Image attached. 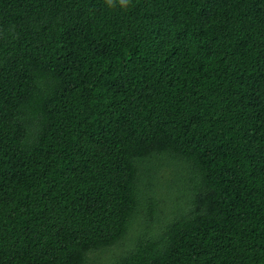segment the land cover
I'll use <instances>...</instances> for the list:
<instances>
[{
    "label": "trees",
    "instance_id": "1",
    "mask_svg": "<svg viewBox=\"0 0 264 264\" xmlns=\"http://www.w3.org/2000/svg\"><path fill=\"white\" fill-rule=\"evenodd\" d=\"M0 264H264V0H0Z\"/></svg>",
    "mask_w": 264,
    "mask_h": 264
},
{
    "label": "clouds",
    "instance_id": "2",
    "mask_svg": "<svg viewBox=\"0 0 264 264\" xmlns=\"http://www.w3.org/2000/svg\"><path fill=\"white\" fill-rule=\"evenodd\" d=\"M109 4L112 3V0H108ZM131 3V0H120V4L124 7H127Z\"/></svg>",
    "mask_w": 264,
    "mask_h": 264
},
{
    "label": "rangeland",
    "instance_id": "3",
    "mask_svg": "<svg viewBox=\"0 0 264 264\" xmlns=\"http://www.w3.org/2000/svg\"><path fill=\"white\" fill-rule=\"evenodd\" d=\"M102 256H103V257L108 256V253H103ZM102 259H104V258H102Z\"/></svg>",
    "mask_w": 264,
    "mask_h": 264
}]
</instances>
